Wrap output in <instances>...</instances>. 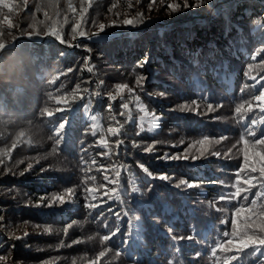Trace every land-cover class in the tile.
Listing matches in <instances>:
<instances>
[{
	"label": "trees",
	"instance_id": "trees-1",
	"mask_svg": "<svg viewBox=\"0 0 264 264\" xmlns=\"http://www.w3.org/2000/svg\"><path fill=\"white\" fill-rule=\"evenodd\" d=\"M8 2L0 68L14 71L7 81L0 73V264H264L240 248L246 231L264 237V196H254L264 177L251 171L252 152L264 147L250 143L246 164L241 141L245 125L257 137L264 130V112H235L258 94L240 89L264 77V0ZM138 14L143 23H123ZM77 24L85 36L73 39ZM205 136L218 143H197ZM251 177L247 201L220 198ZM182 179L197 186L178 188ZM224 232L233 246L214 257Z\"/></svg>",
	"mask_w": 264,
	"mask_h": 264
},
{
	"label": "snow or ice",
	"instance_id": "snow-or-ice-1",
	"mask_svg": "<svg viewBox=\"0 0 264 264\" xmlns=\"http://www.w3.org/2000/svg\"><path fill=\"white\" fill-rule=\"evenodd\" d=\"M27 2V0H25V3ZM161 3H163V0H161ZM0 6H3V8H7L10 12L13 10V8L15 7V4L13 3H9L8 0H0ZM49 7H54L55 5H52V4H49L48 5ZM68 7L74 12L75 9L72 7L71 4L68 5ZM151 7V5H150ZM168 7L172 8L173 11L177 10L179 8V5H168ZM184 7L187 8L188 7V3H187V0H185V3H184ZM39 10V9H38ZM83 15V13L81 14ZM45 16L47 17V12H45ZM144 20H143V17L141 15L138 14L137 18L136 19H125L123 21V23L125 25H130V26H135L136 24H141L143 23ZM3 23L7 24L8 27H12V22L11 20L7 17V15L4 16V20H3ZM35 27V26H33ZM80 25H75L73 27V39L76 38V35H79V37H84L85 36V32L83 30H79ZM100 28L103 29L104 28V25H100ZM35 35H39L38 32H35L34 33ZM50 35H59L57 32H55L54 30H50L49 33ZM95 37H97L98 39L100 40H103L106 38V34H103L102 32H97L94 34ZM61 39V42L63 43V38L60 37ZM91 57H87L86 58V61L87 60H90ZM147 63V60H145L144 62L141 63L140 67H143L144 64ZM249 67H251V65H249ZM88 71L91 72L92 71V68H88ZM246 76L248 75L247 73L245 74ZM252 80L254 81L252 84H245L244 87H242L240 89V92L241 94H246L248 92V89L251 88L253 90V93L255 92H258V94H252L251 96V99H244L242 97L241 99V102L237 103L235 105V112L237 114H241V113H250V112H253L254 110V107L256 108H259V110L261 112H264V83L261 82V80H264V77H262L261 79H256L255 76L252 77ZM137 83H139V80L137 81ZM118 87H127L126 85L124 86H118ZM66 97L64 98V100L66 101ZM112 99H115L114 97ZM256 101L258 102L255 106L253 105L252 101ZM59 102H61V99L59 100ZM193 103H195V101H193ZM129 107V105L127 103L123 104V108L124 109H127ZM208 109L211 111L213 109V105L211 103H209L207 105ZM239 119L241 121H244L245 120V115H239ZM258 122L253 119L251 120V124L252 125H256ZM260 123H264V119H262L260 121ZM246 127V131L243 133V135L241 136V141L243 142V144L245 145V149H244V161L245 163H249V151H248V146L249 144H253V145H260L262 147H264V130H261L259 132V136L257 137V132L254 131L251 127H248L247 125H245ZM108 131L113 135V136H116L118 134V132L120 131V129L118 127H112V128H109ZM92 135H96V132L93 131ZM245 137H254L255 139L253 140H249V139H246ZM197 143L199 144H202V145H209V144H213V143H218V141L216 142H213L209 139V137L205 136L202 140L198 141ZM106 146V145H105ZM149 151H151V149H149ZM220 153L218 151L216 152H213L212 155H216L218 156ZM252 157H253V160L254 161H257L258 164H259V168H257L255 166V164H253L251 166V171L252 172H257L259 171V173L261 174L262 177H264V152H255L253 151L252 152ZM167 158H170V159H177L178 157H167ZM29 168H31V165H29ZM144 171L146 173H148V176L151 177L152 176V173L148 171V169H144ZM21 175H23V173H21ZM119 175V174H117ZM161 180H164V179H167V177L165 176H160L159 177ZM92 179L95 180L96 177L95 176H92ZM108 176L105 175L104 176V181L107 182L108 181ZM255 177H251L247 180H245V183H247L249 185L248 188H241V187H237L235 192L233 193H226V194H221V199H224L225 196H229V197H241V192H249L251 190V188L253 187H256V185L254 183H252V180H254ZM238 183H239V180H238ZM260 184V190H258L257 192L254 193V196L256 198H260L262 196H264V180H261L258 182ZM181 185H185L186 187L188 188H193V187H196L197 185L195 183H189V181L187 179H182L180 180L179 184L176 185L178 188L181 186ZM71 191V190H69ZM113 192H115V189L113 188L112 189ZM117 200L120 199L119 195H116L115 197ZM109 199H111V197H109ZM241 199L247 201L248 200V196L247 195H244L243 197H241ZM257 203V200L256 199H253L251 201V204L253 206H255ZM92 208H95L96 205L93 204L91 205ZM261 209H264V203H262L260 205ZM242 209H237V214H239V212L241 211ZM249 211H253V209H249ZM99 214V213H98ZM2 219V218H0ZM233 223V226L235 228V220L232 221ZM246 229H254V225L251 223V221H249L246 225H245ZM45 231H49L48 229H46ZM118 231V229H117ZM260 232L264 233V222L261 223V227L259 229ZM116 233L113 232L112 233V236H115ZM229 236V233L227 232H224L222 234V236L219 238V241L218 242H215L214 244V247L211 249V252H212V255L215 257L217 255V250H222V251H230L231 248L228 247V246H233V241L231 239H228L225 241V237H228ZM189 239H191V237H188ZM102 239L104 241H108L110 239L109 235H103L102 236ZM257 245L259 246H264V237H257L255 235V232L253 231V234L252 235H249L248 232L246 231L245 233H243V236L242 238L240 239V248H249L251 247L253 249L254 252L256 253H260L261 256H264V251H261V248L258 247ZM240 248H238L237 250L239 251ZM105 253L102 251L99 253V257H104ZM6 259V257L4 256H0V260H4ZM231 259H237V257L233 256L231 257ZM224 264H228V259H225L224 260Z\"/></svg>",
	"mask_w": 264,
	"mask_h": 264
},
{
	"label": "clouds",
	"instance_id": "clouds-1",
	"mask_svg": "<svg viewBox=\"0 0 264 264\" xmlns=\"http://www.w3.org/2000/svg\"><path fill=\"white\" fill-rule=\"evenodd\" d=\"M4 47H5L4 45H0V52L4 51ZM13 71L14 70L10 68H0V73H3L5 75L6 81Z\"/></svg>",
	"mask_w": 264,
	"mask_h": 264
},
{
	"label": "rangeland",
	"instance_id": "rangeland-1",
	"mask_svg": "<svg viewBox=\"0 0 264 264\" xmlns=\"http://www.w3.org/2000/svg\"><path fill=\"white\" fill-rule=\"evenodd\" d=\"M93 36L95 37V35H93ZM59 39H60V38H59ZM81 39H83V38H81ZM12 45H13V44H12ZM76 45H77V44L75 43V45H74V46H76ZM10 46H11V45H10ZM10 46H9V47H10Z\"/></svg>",
	"mask_w": 264,
	"mask_h": 264
},
{
	"label": "water",
	"instance_id": "water-1",
	"mask_svg": "<svg viewBox=\"0 0 264 264\" xmlns=\"http://www.w3.org/2000/svg\"><path fill=\"white\" fill-rule=\"evenodd\" d=\"M13 47V45H11L10 47H8L7 49H10V48H12Z\"/></svg>",
	"mask_w": 264,
	"mask_h": 264
}]
</instances>
